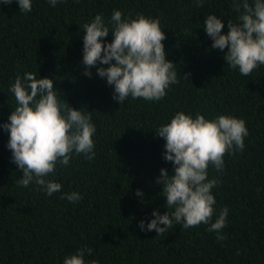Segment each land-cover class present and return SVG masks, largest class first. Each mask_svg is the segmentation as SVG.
I'll list each match as a JSON object with an SVG mask.
<instances>
[{"label":"trees","instance_id":"16d2710c","mask_svg":"<svg viewBox=\"0 0 264 264\" xmlns=\"http://www.w3.org/2000/svg\"><path fill=\"white\" fill-rule=\"evenodd\" d=\"M202 2L198 7L196 0H62L53 7L48 0H32L28 13L15 0L0 3V264H63L81 248L93 250L85 253V264H264V65L249 76L227 65L203 24L215 14L227 34L228 21L238 22L233 0ZM114 10L123 19L159 20L166 59L175 63L179 80L161 100L129 97L120 105L114 87L97 75L98 67L109 65L92 68L91 77L84 74L83 26L100 14L111 31ZM112 39L111 33L103 38L105 45ZM29 72L53 79L60 102L91 112L96 128L93 159L73 153L66 167L57 164L45 177L62 185L51 196L35 183H17L23 173L12 162L3 128L16 107L9 89ZM179 111L193 118L235 117L248 129L242 151L226 154L222 170L208 168V180L218 181L211 190V222L228 209L224 240L208 231L210 224L184 229L174 223L161 236L139 227L156 210H174L166 208L156 183L162 168L174 175V167L165 161L166 141L155 129ZM74 191L81 200L61 199Z\"/></svg>","mask_w":264,"mask_h":264},{"label":"clouds","instance_id":"9594fccd","mask_svg":"<svg viewBox=\"0 0 264 264\" xmlns=\"http://www.w3.org/2000/svg\"><path fill=\"white\" fill-rule=\"evenodd\" d=\"M15 2L21 12L32 11V0ZM60 2L62 0H48L53 7ZM0 3L10 5L13 0H0ZM196 5L202 7V0H196ZM232 10L238 13V22L228 21L227 34H222L225 25L215 14L206 16L203 27L213 40L212 48L224 53L227 65L249 76L258 66L264 65V0H252V3L233 0ZM122 17V11H113L111 31L100 14L84 24V74L91 77L92 68L109 65L98 67L97 75L114 87L113 99L120 105L129 97L159 101L167 95L171 85L179 83L175 63L166 59L163 44L166 34L158 19L143 15L135 19ZM110 33L113 39L105 45L103 38ZM54 89L51 78H37L31 72L23 78L17 76L9 89L14 94L16 107L9 122L3 125L9 133L7 146L12 152V162L23 173L17 183L25 188L35 183L37 190L48 196L62 189L60 183L45 179L55 172L57 164L66 167L73 153L83 154L88 160L95 156L93 136L96 128L91 122V112L85 115L68 102L61 103ZM155 130L166 141L165 161L172 162L174 167V175L162 168L156 183L162 186L160 195L166 197V208L174 210L162 215L159 210L154 211V219L147 226L141 221L140 229L155 230L157 236H161L174 223L184 229L203 223L210 224L208 231H215L218 241L224 240L226 237L220 232L226 226L228 209H222L215 222H211L216 203L211 190L218 181L208 180V168L212 165L217 171L222 170L226 154L244 149V138L248 135L245 121L226 115L206 119L199 113L193 118L179 111L170 123ZM136 194L144 195L140 190ZM64 198L75 203L82 196L74 191L61 197ZM92 251L81 248L65 257L63 264H85V253L91 255Z\"/></svg>","mask_w":264,"mask_h":264}]
</instances>
